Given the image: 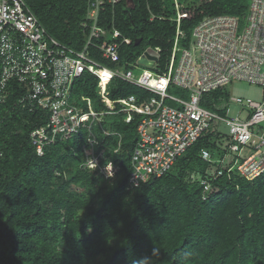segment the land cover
<instances>
[{"label": "trees", "instance_id": "16d2710c", "mask_svg": "<svg viewBox=\"0 0 264 264\" xmlns=\"http://www.w3.org/2000/svg\"><path fill=\"white\" fill-rule=\"evenodd\" d=\"M25 1L49 35L84 47L88 0ZM250 3L178 0L179 11L192 14L180 20L181 45H189L205 18L231 14L243 19ZM178 16L175 0H118L104 4L98 24L108 31L115 27L131 40L122 46L123 61H138L149 47L160 49L162 70ZM98 89V77L85 72L75 82L74 96L91 97L97 108ZM109 90L114 100L130 94L150 97L118 78ZM7 91L0 136V264H264V174L247 180L229 171L231 164L221 162L229 136L216 122L167 172L130 187L136 118L131 123L122 114L104 118L108 134L100 131L99 139L117 172L110 179L97 169L85 175L86 129L46 145L40 155L31 132L47 123L48 112L38 105L24 107L19 100L25 89L16 80H10ZM228 99L225 86L219 87L203 95L202 105L225 114ZM120 141L125 148L117 150ZM203 150L216 161L205 160ZM203 178L213 187L206 196Z\"/></svg>", "mask_w": 264, "mask_h": 264}, {"label": "built area", "instance_id": "2783aa9c", "mask_svg": "<svg viewBox=\"0 0 264 264\" xmlns=\"http://www.w3.org/2000/svg\"><path fill=\"white\" fill-rule=\"evenodd\" d=\"M117 1L88 0L83 21L87 41L77 49L49 35L25 0H0V136L5 123L2 105L13 79L25 89L19 100L24 107L38 105L48 112L47 123L31 132L40 155L46 145L67 141L86 129L85 175L90 169H97L106 179L116 174L99 133L108 134L103 125L105 117L120 114L126 123L135 118L138 121L130 187L167 172L213 122L229 126L225 143L228 154L221 160L231 164L229 171L236 170L247 180L263 175L264 100L229 97L226 112L221 114L204 107L202 98L206 92L233 82L264 88V0H251L243 19L231 14L205 18L196 25L185 47L180 43L183 32L179 24L181 18H192V14L180 12L175 0L178 29L168 64L162 70L160 49L149 47L139 57L144 56L151 64L139 59L123 61L122 46L131 40L115 27L108 31L98 24L104 4ZM180 50L183 52L178 59ZM85 72L98 77L97 108L91 97L74 96L75 82ZM115 78L144 89L150 97L130 94L112 99L109 85ZM174 87L185 90L187 96L170 94ZM230 100L240 106L234 116L230 115ZM122 148L125 146L120 141L117 150ZM202 156L216 161L207 150ZM201 184L206 196L212 184L207 178L201 179Z\"/></svg>", "mask_w": 264, "mask_h": 264}, {"label": "rangeland", "instance_id": "374dc122", "mask_svg": "<svg viewBox=\"0 0 264 264\" xmlns=\"http://www.w3.org/2000/svg\"><path fill=\"white\" fill-rule=\"evenodd\" d=\"M130 4H132V1H129ZM183 50H180L178 53V59H180L182 55ZM225 90L228 93L229 97H240L244 101H247L248 99H252L255 101H263L264 100V88L260 85H253L248 84L244 82H233L225 86ZM170 94L177 96V97H186L187 92L181 88L174 87L169 90ZM228 106L231 108L230 115L234 116L237 112V110L240 108L239 105L235 104L231 100L228 102ZM217 128L220 132L223 134L229 136V126L225 123H215ZM231 159V156H228V160Z\"/></svg>", "mask_w": 264, "mask_h": 264}, {"label": "water", "instance_id": "95a60500", "mask_svg": "<svg viewBox=\"0 0 264 264\" xmlns=\"http://www.w3.org/2000/svg\"><path fill=\"white\" fill-rule=\"evenodd\" d=\"M139 61H140L141 63L151 64V62H148V61L145 59L144 56H142V57L139 59Z\"/></svg>", "mask_w": 264, "mask_h": 264}]
</instances>
